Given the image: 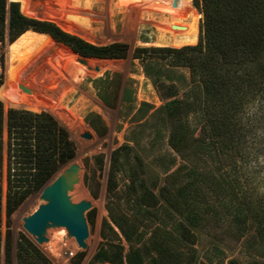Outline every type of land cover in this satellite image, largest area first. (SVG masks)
<instances>
[{
    "label": "rangeland",
    "instance_id": "1",
    "mask_svg": "<svg viewBox=\"0 0 264 264\" xmlns=\"http://www.w3.org/2000/svg\"><path fill=\"white\" fill-rule=\"evenodd\" d=\"M37 1L43 4L40 21L50 22L94 46L113 43L127 46L123 59H95L81 57L49 36L32 31L19 33L11 39L7 33L6 43L0 44V78L6 82L10 73L11 81L12 104H3L5 111L15 108L47 112L55 118L72 141L74 161L81 167L79 182L69 193L71 201L85 200L91 204L85 213L89 233L85 250L66 236L65 229H49L48 243L38 248L51 264H89L102 242L101 229L107 224L117 234L113 240L122 246L125 255L131 249L142 252L151 228L138 225L145 236L141 243L135 244L127 242L113 223V219L123 215L136 216L133 203L141 191L135 190V193L134 189L145 186L160 197L159 190L167 185L170 175L179 172L178 175L183 176L191 172L193 166L199 171L215 173L217 164L200 155L190 157L195 162L181 159L168 145L169 126L158 124L155 114L165 103L181 100L190 109L186 126L191 137L200 136L203 92L192 81L189 69L172 66L162 54L138 53L141 58L134 57L138 49L195 46L201 15L192 0H174L190 6L183 13L178 8L174 19L167 8L147 5L148 0H32L29 13L23 15L36 19L34 5ZM173 25L184 29L174 30ZM43 38L51 39L57 47L51 52L39 50L40 42L25 43ZM48 54L52 55L31 76L37 85V99L13 95V82L24 80L35 64ZM80 58L89 63L90 70L79 63ZM19 64L14 77L12 69ZM171 90L175 91V97L170 96ZM260 103L258 99L254 101L243 117L249 127L255 119L253 127L256 129L249 138L247 156L238 161L236 169L241 185L256 200L264 199V104ZM84 134L90 139H84ZM165 165L169 166L167 171ZM180 184L178 182L177 186ZM40 191L29 196L9 220L3 211L0 264H16V244L20 235L33 243L22 229V219L43 203L39 199ZM5 193L4 179L3 205ZM208 208L218 209L212 205ZM217 218L201 222L200 227L193 229L196 237L192 246L193 264H228L230 260L238 264H264V247L256 242L254 232L240 236L237 223L231 222L230 215ZM177 220L180 221V217ZM70 241H74L75 248H71ZM152 256L144 253V264H151Z\"/></svg>",
    "mask_w": 264,
    "mask_h": 264
},
{
    "label": "trees",
    "instance_id": "2",
    "mask_svg": "<svg viewBox=\"0 0 264 264\" xmlns=\"http://www.w3.org/2000/svg\"><path fill=\"white\" fill-rule=\"evenodd\" d=\"M19 3L0 0L1 45L6 43L7 33L11 39L32 31L49 36L81 57L123 59L127 55L124 44L94 46L50 22L26 17L23 13H29L32 0ZM192 5L201 15L195 46L138 49L134 58H141L138 53L152 52L162 54L172 66L189 69L192 81L203 92L200 136L191 137L186 126L190 109L181 100L165 103L155 114L158 124L169 126L168 145L181 159L195 162L191 156H207L216 162L217 168L212 173L193 166L183 176L179 172L170 175L167 185L159 190L160 197L145 186L134 189L135 193L141 191L133 203L136 216L123 215L113 219V223L127 242L135 244L141 243L145 236L139 226L151 228L144 242L145 250L131 249L125 255L122 246L113 240L117 234L105 224L100 233L102 242L89 264H144V253L153 254L151 264H193L192 246L196 241L193 229L223 215H230L231 222L237 223L240 236L254 232L256 242L264 247V199L256 200L247 192L236 174L238 161L247 156L249 138L256 129L255 119L249 127L243 117L257 99L262 102L260 105L264 104V0H192ZM189 7L177 3L182 13ZM51 39L25 43L40 42L39 50L52 52L58 44ZM19 67L20 64L12 69L14 77ZM13 84L16 95V82ZM170 96L175 97V91ZM10 98L8 73L6 82L0 78V225L3 211L9 220L29 196L40 191L75 157L72 141L55 118L47 112L15 108L5 111L3 104L11 105ZM210 205L218 209H209ZM15 259L16 264H51L23 235L17 240ZM228 264L238 262L230 260Z\"/></svg>",
    "mask_w": 264,
    "mask_h": 264
},
{
    "label": "water",
    "instance_id": "3",
    "mask_svg": "<svg viewBox=\"0 0 264 264\" xmlns=\"http://www.w3.org/2000/svg\"><path fill=\"white\" fill-rule=\"evenodd\" d=\"M7 1L8 3H19L21 0ZM34 8L36 19L39 20L43 12L41 1H37ZM171 28L174 30L184 29L174 25ZM51 55H45L35 64L33 71L22 83L17 85L19 91H23L22 84L26 83ZM79 63L85 65L86 61L84 58H80ZM94 71L97 72L98 68L95 67ZM83 138L89 140L90 136L84 134ZM80 172L81 167L74 159L71 160L52 181L41 189L39 199L43 203L31 215L22 219L23 231L37 247L48 243L46 235L49 229H65L67 236L74 239L78 248L82 250L87 248L85 240L89 233L85 213L91 208V204L85 200L72 203L69 196V193L79 182Z\"/></svg>",
    "mask_w": 264,
    "mask_h": 264
},
{
    "label": "bare ground",
    "instance_id": "4",
    "mask_svg": "<svg viewBox=\"0 0 264 264\" xmlns=\"http://www.w3.org/2000/svg\"><path fill=\"white\" fill-rule=\"evenodd\" d=\"M145 1H147V0H145ZM177 3H178V1H174V0H168V1H165V0H148L147 1V5H149V4H151V6L152 5H154V6H157V5H160V7H161V9L163 8V7H165V8H167V13L169 14V15H171L173 18L172 19H174V17H175V12H176V10H177ZM166 13V12H165ZM172 27V26H171ZM89 62V61H88ZM75 63V62H74ZM89 63H86L85 65H83V66H85V69H91L90 67H89V65H88ZM76 67V66H75ZM31 80V82H33V83H28L29 81ZM28 82H26V83H23L22 84V89H23V91L21 92V91H19L18 89H17V85L19 84V83H22L24 80H20V81H18L17 83H16V87H15V92H16V95L17 96H19V97H23V98H35V99H37V97H38V92H37V88H36V82L34 81V79H30ZM48 234V233H47ZM65 234V233H64ZM67 236V235H66ZM60 238V237H59ZM68 239V238H67ZM58 240V239H57ZM71 243H70V245H71V248L73 249V248H75V243H74V241H70ZM67 243V242H66ZM56 246V245H55ZM68 249V248H67Z\"/></svg>",
    "mask_w": 264,
    "mask_h": 264
}]
</instances>
